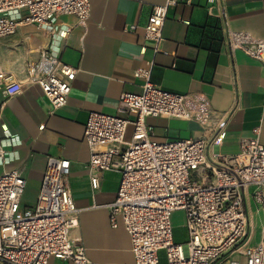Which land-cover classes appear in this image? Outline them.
<instances>
[{"label": "crops", "instance_id": "crops-1", "mask_svg": "<svg viewBox=\"0 0 264 264\" xmlns=\"http://www.w3.org/2000/svg\"><path fill=\"white\" fill-rule=\"evenodd\" d=\"M90 1L85 28L72 15L55 18L58 26L71 28L63 38L33 24H20L14 34L0 40V68L22 82L21 92L13 96L0 90V173L12 168L22 172L26 187L20 205L32 209L47 157L68 159V184L77 208V225L70 237L80 239L95 264H134L128 234L108 221L107 205L116 196L120 174L88 166L90 149L83 138L88 113L117 114L120 95L141 90L134 71L152 63L155 85L171 92L202 93L210 102L206 123L147 117L155 138H203L208 142L207 157L216 164H222V158L214 154H237L241 140L254 136V128H259L258 138L264 144V64L241 50H230L226 41L229 31L264 39V0H191L170 6L157 54L144 36V26L152 7L165 0ZM42 49L77 68L67 102L59 108L38 85L26 82V63L37 59ZM220 121L226 135L214 145L211 139ZM131 130L128 125L126 133ZM93 175L97 188L91 186ZM254 189L249 186L244 197L248 236L213 264H246L244 246L261 240L264 203L254 201ZM48 264L74 263L51 258Z\"/></svg>", "mask_w": 264, "mask_h": 264}, {"label": "built area", "instance_id": "built-area-1", "mask_svg": "<svg viewBox=\"0 0 264 264\" xmlns=\"http://www.w3.org/2000/svg\"><path fill=\"white\" fill-rule=\"evenodd\" d=\"M189 3L165 0L152 7L144 36L153 42V54L161 52L168 8ZM90 14V0H0V40L14 34L20 24H33L63 38L71 28L55 24L57 16L72 15L85 28ZM226 41L230 50H241L264 64V39L229 31ZM151 67L152 63L134 71L141 90L122 93L117 114L88 113L83 133L90 149L88 166L120 174L116 196L107 205L108 221L128 234L134 264H161L162 259L165 264H213L248 236L246 189L253 186L254 201L264 203V144L258 138L259 128L253 129V137L241 140L237 154H214L222 164L208 159V142L203 138H155L147 117L206 123L210 102L202 93L160 88L151 81ZM76 71L42 49L37 59L26 63V82L38 85L52 106L59 108L67 102ZM0 90L13 96L21 92L22 82L0 68ZM128 125L132 130L125 139ZM224 125V121L217 123L212 144L222 143ZM2 152L0 148V156ZM69 169L68 159L48 156L36 203L27 210L20 205L26 187L22 172L12 168L0 173V264H48L51 258L95 264L80 239L69 235L77 225ZM90 182L97 188L96 176H90ZM178 210L184 212L182 242L175 241L172 226V214ZM243 252L246 264H264V231L261 240L244 246Z\"/></svg>", "mask_w": 264, "mask_h": 264}, {"label": "rangeland", "instance_id": "rangeland-1", "mask_svg": "<svg viewBox=\"0 0 264 264\" xmlns=\"http://www.w3.org/2000/svg\"><path fill=\"white\" fill-rule=\"evenodd\" d=\"M130 133L127 131L125 139H129ZM172 226L174 229L175 239L183 240L186 237V230L184 227V212L181 210L175 211L172 214ZM163 255V251H161Z\"/></svg>", "mask_w": 264, "mask_h": 264}, {"label": "trees", "instance_id": "trees-1", "mask_svg": "<svg viewBox=\"0 0 264 264\" xmlns=\"http://www.w3.org/2000/svg\"><path fill=\"white\" fill-rule=\"evenodd\" d=\"M161 264H165V261H164V259H162V260H161Z\"/></svg>", "mask_w": 264, "mask_h": 264}]
</instances>
